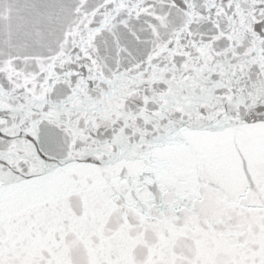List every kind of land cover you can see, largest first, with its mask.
Listing matches in <instances>:
<instances>
[{
	"label": "snow or ice",
	"instance_id": "obj_1",
	"mask_svg": "<svg viewBox=\"0 0 264 264\" xmlns=\"http://www.w3.org/2000/svg\"><path fill=\"white\" fill-rule=\"evenodd\" d=\"M0 264H264V0H0Z\"/></svg>",
	"mask_w": 264,
	"mask_h": 264
}]
</instances>
